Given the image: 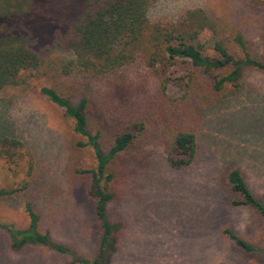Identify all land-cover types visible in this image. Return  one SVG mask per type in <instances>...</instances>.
<instances>
[{"label": "rangeland", "instance_id": "1", "mask_svg": "<svg viewBox=\"0 0 264 264\" xmlns=\"http://www.w3.org/2000/svg\"><path fill=\"white\" fill-rule=\"evenodd\" d=\"M85 1L0 0V45L21 42L43 63L62 66L72 55L57 44L58 39L84 9ZM194 8L228 30L238 31L251 55L264 62V0H157L148 5L147 18L152 24H171ZM140 59L86 85L92 99L90 130L92 134L99 130L104 151L122 123L143 122L148 130L137 157L118 163V181L106 184V191L113 195L105 205L106 219L119 226L113 232L115 252L104 256L106 264H264V222L248 209L226 205L228 186L218 173L220 164L212 154L205 158L210 147L245 150L248 156L241 170L264 202V74L245 72L242 87L226 99L224 108L229 109L225 111H236L227 124L235 135L224 125L221 133L213 129L224 108L204 109L206 114L192 125L200 136L198 160L192 167L174 171L165 164L161 140L151 125L165 105L160 103L155 78ZM22 79V85L0 91V138L20 144L10 150V158L0 156V189L19 190L0 199V223L26 228L28 204L38 216V230L70 254L41 246L12 250L0 229V264H70L75 256L93 260L100 227L89 196L91 177L75 170H94L96 161L89 147L76 146L85 140L73 132L72 120L39 93L42 87H53L71 96L65 87L69 83L62 86L33 72H25ZM169 93L170 98L176 94ZM249 103L254 109L237 111ZM224 229L252 251L237 249L222 233Z\"/></svg>", "mask_w": 264, "mask_h": 264}, {"label": "trees", "instance_id": "2", "mask_svg": "<svg viewBox=\"0 0 264 264\" xmlns=\"http://www.w3.org/2000/svg\"><path fill=\"white\" fill-rule=\"evenodd\" d=\"M155 1L86 0L84 9L58 39L57 44L72 55V59L60 67L43 63L35 51L21 42L4 41L0 45V91L22 85L25 72L58 80L62 86L68 82L65 87L71 96L62 95L53 87H42L39 93L72 120L73 132L85 140L84 143L77 142L76 146L89 147L96 161L94 170L75 172L91 177L89 196L93 198L95 217L100 227L97 254L90 261L75 256L70 264H106L104 256L115 252L113 232L119 226L106 219L105 205L113 199L112 193L106 191V184L118 181L117 173L121 170L117 164L134 160L140 152L138 145L142 137L148 139V130L143 122L128 121L122 123L112 138V145L104 151L99 142V130L92 134L89 126L88 114L92 109V99L86 90L89 80L113 75L136 58H141L157 82L160 103L165 105L162 107L164 111L158 112L151 125L161 140L165 164L179 171L192 167L198 160L200 136L192 125L206 114L204 109L224 108L226 99L242 87L245 72L264 74V62L251 55L248 42L238 31L217 24L199 8L185 11L175 23L152 24L147 18V7ZM206 37L210 39L207 42ZM179 65L187 68L180 70ZM172 90L176 96L170 98ZM251 105L238 106L237 111L245 109L249 112L254 109ZM226 108L213 127L220 133L223 132L219 129L221 125L230 130L227 124L232 122L236 112L225 111ZM212 116L217 117V114ZM238 138L244 137L238 135ZM19 146L17 141L1 137L0 156L10 158L13 153L10 150L14 151ZM239 150L240 155L231 154ZM205 154L206 159L212 154L215 162L220 164L218 173L221 171L220 176L228 186L226 205L232 209H248L264 222V202L257 198L241 170L248 153L224 147L216 151L210 147ZM255 156L256 152L250 158ZM18 191L0 189V199ZM24 212L28 219L24 229L0 223L12 250L41 246L59 254H70L68 249L38 230V216L28 204ZM222 233L240 251H252L249 244L230 231L224 229Z\"/></svg>", "mask_w": 264, "mask_h": 264}]
</instances>
